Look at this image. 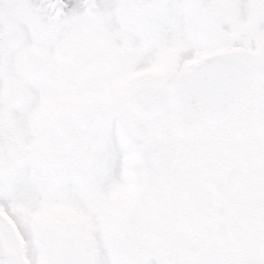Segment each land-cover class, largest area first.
I'll use <instances>...</instances> for the list:
<instances>
[{
  "label": "snow or ice",
  "instance_id": "1",
  "mask_svg": "<svg viewBox=\"0 0 264 264\" xmlns=\"http://www.w3.org/2000/svg\"><path fill=\"white\" fill-rule=\"evenodd\" d=\"M0 264H264V0H0Z\"/></svg>",
  "mask_w": 264,
  "mask_h": 264
}]
</instances>
